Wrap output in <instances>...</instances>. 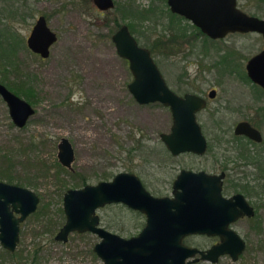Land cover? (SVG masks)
<instances>
[{
	"label": "rangeland",
	"instance_id": "obj_1",
	"mask_svg": "<svg viewBox=\"0 0 264 264\" xmlns=\"http://www.w3.org/2000/svg\"><path fill=\"white\" fill-rule=\"evenodd\" d=\"M26 1L36 15L46 14L58 38L49 56L33 54L25 38L35 17L14 20L7 9H15L18 0L0 2V26L8 27V32L0 35V82L15 91L30 90L31 94L34 88L38 95L35 99L17 92L35 107L27 123L19 128L11 122L0 96V175L28 186L40 197L36 211L22 224L16 249L11 252L0 244V264H104L92 249L98 240L93 232L73 231L66 241L54 237L65 220L62 199L67 188L108 180L119 171H133L152 194H170L180 168L214 169L215 165L190 153L170 154L159 138L160 132L169 130V108L160 102L138 103L129 92L127 84L132 75L128 62L117 54L108 37L116 26L114 18L123 21L122 11L110 10L108 16L97 19L101 14L87 0ZM133 1L134 6L145 8L151 2L158 3ZM237 4L249 14L264 16V1L238 0ZM159 6L163 8L159 17L136 24L139 40L155 45L154 59L171 88L204 92L215 86L216 97L209 109L232 131L234 120L252 116L255 105L264 103V96L257 98V88L244 79L246 60L263 46V38L257 32L205 38L204 34L193 33L192 24L183 18L179 23L188 32L184 37L176 32L170 48V32L162 29L169 21L166 0ZM209 109L199 116L204 127L211 119ZM61 136H66L74 148L72 170L57 165ZM211 142L225 151L224 145ZM234 152L229 153L232 160ZM98 213L102 225L124 236L136 234L144 224L143 215L120 203L103 206ZM237 227L241 228L240 224ZM184 238L188 244L205 243L199 236ZM249 240L250 250L243 258H248V264H264V236ZM221 260L231 264L225 257Z\"/></svg>",
	"mask_w": 264,
	"mask_h": 264
},
{
	"label": "water",
	"instance_id": "obj_2",
	"mask_svg": "<svg viewBox=\"0 0 264 264\" xmlns=\"http://www.w3.org/2000/svg\"><path fill=\"white\" fill-rule=\"evenodd\" d=\"M93 1L100 9L114 6V0ZM237 2L166 0L171 12L188 19L210 38H221L230 32H257L264 39V17L247 13ZM55 39L56 32L47 24L45 16L40 14L26 37V43L33 51L47 56L49 46ZM112 41L118 55L128 62L132 79L127 88L133 98L141 104L160 102L170 109V130L160 133L166 148L172 154L182 151L203 153L206 140L195 112L204 106V98L194 92H175L167 84L150 49L138 43L126 24L115 30ZM245 68L248 77L264 87V48L246 60ZM0 94L7 103L13 121L23 125L34 112L31 103L11 91L3 82H0ZM212 94L213 90L209 92V95ZM235 130L255 139L260 135L247 122H240ZM57 156L63 164L71 167L74 150L65 137L58 143ZM38 200L37 193L29 187L0 180V242L5 248L14 249L19 222L36 209ZM113 202H122L145 214L144 225L137 234L123 237L98 225L96 208ZM216 202L217 208L212 207ZM223 202L219 175L182 169L173 182L171 195L157 196L146 189L133 171H119L111 179L65 190L63 208L66 219L56 237L65 240L73 230L96 232L101 239L93 250L106 264H189L199 257L206 259L227 251L223 234V243L208 251L184 242V237L190 233L210 231L213 223L221 217L219 205ZM13 212H18L20 216ZM242 247L243 242L240 241L238 249ZM196 252L200 256L193 259Z\"/></svg>",
	"mask_w": 264,
	"mask_h": 264
},
{
	"label": "flooded vegetation",
	"instance_id": "obj_3",
	"mask_svg": "<svg viewBox=\"0 0 264 264\" xmlns=\"http://www.w3.org/2000/svg\"><path fill=\"white\" fill-rule=\"evenodd\" d=\"M259 1L261 2V1H264V0H259ZM87 3L91 4V7L97 11L98 15L101 14L100 16L97 17V19H100V17L103 16V15L108 16V13L110 12V10H114V9H115V11L120 10V11H122V13H123V10L126 11L127 13H125V14H121V15H120V13L118 14V15H120V18L123 19V21H119L117 17L114 18L116 26H115V28L112 29V31L110 29V32L108 33V37H110V39L112 41V34L115 32V30L120 25L126 24L127 27H128L129 32L136 38L138 43L142 44V45H145L151 51V48H150V46L148 44L147 45L143 44L139 40V38L141 36H139L137 34V31L134 30L132 28V25L130 24L131 23V17H130L131 15H129V13L127 11V8H129L128 2L119 1L118 3H116V1L114 0V6L110 7V8H106V9H100L94 3L93 0H87ZM137 6H139V4ZM18 8L19 7L17 5L15 7L16 14H17V9ZM34 11H35L34 7H31L32 15H29V16L30 17H32V16L35 17L34 18V23H35L37 17L40 14H43L45 16V18H46L47 24L49 25L48 18L46 16V14L39 13V14L36 15V13H34ZM175 14L177 16H179V14H177V13H175ZM17 21H19V20H17ZM97 23H99V22H97ZM190 23L192 24L191 21H190ZM33 24H32V26H33ZM192 25H194V24H192ZM164 26H165L166 30H168L169 32H171L172 29L175 30L173 28V26L168 24L167 21H166V24H164ZM50 28L52 30H54L51 26H50ZM54 31L56 32V39L49 46V54L51 52L52 45L56 42V40L58 38L57 31L56 30H54ZM195 36L196 35L194 34V37ZM194 37L192 35L189 38L193 39ZM25 43H26V38H25ZM26 46L28 47L27 43H26ZM262 48H264V44L256 52H259ZM28 49L30 51H32L33 54H36V55H38L41 58H45V57L49 56V54L47 56H42L40 53L33 51L29 47H28ZM153 52L154 51H151V54L154 57V53ZM162 74H163V72H162ZM244 74H245L244 79L246 81H251V83L254 84L253 86H255L257 88V90H258V91H254V95L257 98L260 97V96H264V92L260 91V89L264 90V87H262L258 83L253 82L248 77L247 72H246V68H245ZM163 76H164V74H163ZM164 78H165V76H164ZM165 80H166V78H165ZM166 82H167V80H166ZM6 86L11 91L15 92L16 94H18L19 96L24 98L23 95L17 93L18 91L16 92L14 89L10 88L8 85H6ZM31 89L33 90L32 91L33 93L32 94L30 93V94L33 95L34 98L36 99V97H38V95L36 94L37 91L34 88H31ZM73 89L74 88H72V86H71L70 87V91H73ZM172 89L175 92H177L178 94H183L185 92H194V93H197V94H199L200 96H202L204 98L205 104H204V106H202L200 109H198L195 112V117H196V120L199 123V125L201 127V131H202V133H203V135L205 137L206 148H205L203 153H195V152H192V151H182V152H179L177 154H172L167 148L166 149L172 155H180V154H183V153H190V154L194 155L195 158L198 157L202 161H205L207 164L215 165V168L214 169H212V168L207 169L205 167H200V168H194V167H187L186 168V167H182L175 174V177L173 178L172 183L170 185V187H171L170 190H172L173 182H174V180L176 179V177L178 176L179 172L182 169H188V170H192V171H195V172H197V171H205L208 174H215V175H219L220 176V180H221V197L224 200V202L221 205H219V207H220L219 213H220L221 217L218 218L217 222L213 223V226L211 227L210 231L208 232V233H212V234L201 233V232H195V233H190L189 234V236H199V237L204 238L205 239V243H203V244L189 243L188 244L185 241L184 242L187 245L192 246V247H196L199 250L208 251L213 246L223 243V238H222V234H223L225 236L224 245L228 248L227 251L224 252V253H220V254H218L215 257L212 256V257H208L206 259H203V258L199 257L200 253L196 252L192 256V258L193 259L198 258V257L199 258L196 259L193 262H190L189 264H197L199 262H208L210 264H217L218 262L224 263L223 260H221L224 257L227 258L228 261L231 264H233L235 262H242V264H248V258L245 260V258H243V257L246 256V253H248L249 250H250L249 249V241H250L249 239L256 238V240H258V237H260L261 235L264 236V103H260L259 102L258 104L255 105L256 107H255V110H254L252 116L251 115L244 116V117H241V118H238V119L234 120V122L232 123V131H231L229 128L225 127L224 121L217 120L216 119L217 117L214 116L215 113H213V111L209 109L210 101L216 97V93H217L216 91L217 90H216L215 86H211L210 88H208L204 92L189 91V90H186V91H183V92H179V91L175 90L174 88H172ZM212 90H213V94L209 95V92L212 91ZM28 91H30V90H28ZM0 96H1V94H0ZM1 98L3 99L2 96H1ZM24 99L29 102V100L26 97ZM4 102L6 103L5 100H4ZM29 103H31V105L33 106L32 102H29ZM6 105H7V103H6ZM228 106H226V107H228ZM33 108H34V112H35V107L33 106ZM207 109H209L208 114H209L211 119L209 120V123L207 125H205V127H204V124L201 123L199 116H200V114L202 113L203 110H207ZM7 110H8V106H7ZM8 114H9V110H8ZM32 114L27 117V119H26V121L24 122L23 125H19V124L15 123L13 121L12 117L10 116V114H9V116H10L11 122L16 127L19 128V127H23L27 123V121L32 116ZM240 122H247L250 126H252L257 131H259V134H260L259 138L258 139L251 138V137H249V136H247V135H245L243 133L236 132L235 128ZM171 124H172V116H171ZM171 124H170V126H171ZM169 130H170V127H169ZM162 132H167V131H162ZM207 132H209V133H207ZM160 133H159V138H160ZM63 137L67 138L66 136H61V138L58 141V143L61 142ZM211 137H212V140L214 141V144L224 145L225 151L223 149H221L220 147L216 146V145L212 146L213 142H211L212 141ZM243 140L246 143H244ZM58 143H57V153H58ZM231 146H233V147H231ZM236 146H238V147H236ZM234 149H235V152H234L235 160H232L231 157L229 156V153L231 151H233ZM73 150H74V148H73ZM74 159H75V154H74ZM74 159L71 161V164H70L71 167H68L67 165L63 164L61 162V160L57 156V161L59 162V163L57 162V165H59L60 167L62 165L63 167L72 170L73 169L72 163H73ZM249 167H251L250 169L253 172H251V173L249 172L250 171L248 169ZM0 180H3V181L8 182V183H12V184L20 185V186H25L24 184L17 183L16 181H14V179H11L9 177H6V176L2 177V175H0ZM102 180H105V179H102ZM142 183H143V181H142ZM143 185H144V183H143ZM25 187H28V186H25ZM166 195H171V191H170V194H158L157 196H166ZM38 197H39V195H38ZM39 200H40V197H39ZM39 200H38V203H39ZM219 202H222V200L219 201ZM38 203H37V206H38ZM113 203H120V204L126 206L127 208L139 213L140 215H143L144 222H145V214L144 213H141V212H139L137 210H134V209L128 207L127 205H125L122 202H113ZM113 203H108V204H105L103 206H106V205H109V204H113ZM217 204H218L217 202L214 203L212 205V207L217 208ZM37 206H36V209H37ZM62 206H63V199H62ZM103 206L97 207L96 211H95V213L98 215V218H99L98 225L104 227L105 229H107L109 231H112L110 228L102 225V223H101L102 222L101 221V216L98 213V209L103 207ZM36 209L33 212H35ZM63 211H64V208H63ZM33 212H30L29 214H27L19 222L18 240L16 242V245H15L14 249L13 250H9V249L5 248L0 242L1 247L5 248L6 250L11 251V252L16 249V246L20 242V237H21V232H22V224L27 220L29 215L32 214ZM13 213L16 216H20V214L18 212H13ZM64 214H65V212H64ZM231 217H233L232 220L228 221V219L231 218ZM65 219H66V215H65ZM238 224H240L241 228L237 227ZM62 225L60 226V228L62 227ZM59 229H58V231H59ZM58 231L56 232V234L54 236L55 239L63 240V239H59V238L56 237ZM73 231H77V230H73ZM73 231H70V232H73ZM86 231H89V230H86ZM77 232H80V231H77ZM82 232H85V231H82ZM90 232H92V231H90ZM112 232H114V231H112ZM69 233L67 234V238L65 240H63V241L68 240ZM93 233L97 235L98 240L93 244L92 249H93L94 245L101 239V237L96 232H93ZM119 235H121V234H119ZM132 235H135V234H132ZM121 236L128 237V236H124V235H121ZM129 236H131V235H129ZM240 241L243 242V247L239 250L238 247H239ZM258 249L259 248L257 247V250ZM231 251H232V254H231ZM252 254H254L253 251H252ZM96 255H97V253H96ZM233 256H236V257H233ZM99 258L101 259V261L104 264H106L102 260L101 257H99ZM224 264H226V263H224Z\"/></svg>",
	"mask_w": 264,
	"mask_h": 264
},
{
	"label": "trees",
	"instance_id": "obj_4",
	"mask_svg": "<svg viewBox=\"0 0 264 264\" xmlns=\"http://www.w3.org/2000/svg\"><path fill=\"white\" fill-rule=\"evenodd\" d=\"M10 0H0L1 4L4 3V2H8ZM151 1H154V0H151ZM158 3H153L151 2V4L148 6V7H141V6H134V1L133 0H125L124 2H128L129 4V8H127V11L129 13V15H131V25H132V28L134 30H136V24L138 22H141V20H144V19H147V20H150V22H152L154 20L155 17H159L161 14L159 13H163V8H161L159 6V3H161L162 1L164 2L165 0H157ZM14 3V2H13ZM18 9H17V14H16V10L15 9H7L8 10V13L9 15L12 16V19L14 20H19V21H24L25 18L29 15H32V12H31V7L30 5L27 3L26 0H18ZM169 21H168V24L173 26V28L176 30H173L170 32V37H169V41H167V46H169L170 48L172 47V41H176V38H177V34L176 32H182L181 33V37H184L185 36V33L188 32V30L186 31V28L183 24L179 23L183 17L182 16H177L175 13H172L169 9ZM127 13L126 11L123 10V14ZM134 16H137L136 17V20L133 21L134 19ZM155 16V17H153ZM175 26V27H174ZM193 26V30L196 35L198 34H202V32L199 30V28H197L196 26L192 25ZM162 28L164 29L165 26L163 25ZM137 31V30H136ZM5 32H8V27L2 25L0 26V35L2 33H5ZM205 36V34H204ZM203 36V37H204ZM205 38H209L207 35L205 36ZM2 44V39L0 37V45ZM150 48H151V51H154L155 49L153 48L155 45L154 44H150L149 45ZM238 65L237 63L235 64V66ZM19 93L22 92L23 94H25L27 97H30L31 94L25 90V89H19L18 90ZM17 92V91H16Z\"/></svg>",
	"mask_w": 264,
	"mask_h": 264
}]
</instances>
